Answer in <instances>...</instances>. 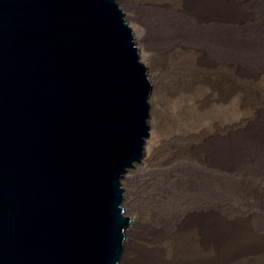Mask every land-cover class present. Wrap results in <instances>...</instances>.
Returning a JSON list of instances; mask_svg holds the SVG:
<instances>
[{
    "label": "water",
    "instance_id": "obj_1",
    "mask_svg": "<svg viewBox=\"0 0 264 264\" xmlns=\"http://www.w3.org/2000/svg\"><path fill=\"white\" fill-rule=\"evenodd\" d=\"M122 0H0V264H120L152 124Z\"/></svg>",
    "mask_w": 264,
    "mask_h": 264
},
{
    "label": "bare ground",
    "instance_id": "obj_2",
    "mask_svg": "<svg viewBox=\"0 0 264 264\" xmlns=\"http://www.w3.org/2000/svg\"><path fill=\"white\" fill-rule=\"evenodd\" d=\"M122 1L145 22L149 41L168 55L176 89L193 99L197 114L190 107L180 113L184 129L174 146L182 151H155L153 160L166 176L153 178L140 218L129 225L120 264H264V216L252 221L223 199L230 192L253 193L264 208V188L256 183L264 178V90L252 85L264 64V16L254 21L258 7L245 0ZM127 23L139 73L152 92ZM238 88L248 99L261 97L249 100L240 128L226 126L215 111ZM176 153L183 155L178 173L169 176L166 162ZM227 167L253 178L234 177Z\"/></svg>",
    "mask_w": 264,
    "mask_h": 264
},
{
    "label": "rangeland",
    "instance_id": "obj_3",
    "mask_svg": "<svg viewBox=\"0 0 264 264\" xmlns=\"http://www.w3.org/2000/svg\"><path fill=\"white\" fill-rule=\"evenodd\" d=\"M245 1L258 7V11L253 14L254 21L264 16V9H262L264 0ZM119 2L126 13L127 21L133 28L135 44L139 47L141 60L147 67V74L153 86L150 102L152 124L150 125V137L145 146L146 154L141 161L140 169L129 171L127 178L122 183L125 196L124 215L130 218V223H133L140 218L141 202L146 197V192L150 195L153 178L166 176L163 174L164 166L159 161L153 160L155 151H182L181 148L174 146V140L184 129L183 123L179 120L180 113H182L183 108L190 107L192 115L196 116L197 108L193 106V99L186 98L182 92H178L176 89L177 86L173 80V67L169 57L165 52L158 49L152 41H149L150 31L145 22L136 14L132 6L125 5L123 1ZM252 85L264 90V64L257 69ZM242 94L243 92L238 88L237 92L231 94L225 102L215 104V111L220 113L226 126L236 125L240 128L245 122L244 117L250 111L249 100L257 102L261 99V97L257 98L256 95L255 97L250 96L248 99ZM245 99H248L247 103H245ZM188 124L193 125V119L189 120ZM196 127H190L189 131L194 132ZM181 156L183 155L176 153L167 160V167L165 168L168 169L167 175L173 176L178 173L177 166ZM225 172L231 173L234 177L253 178L252 174H244L233 167H227ZM256 183L264 188V178L257 179ZM256 196L253 193L238 195L237 192H230L223 199L236 206L239 212L246 214L253 221L258 219L260 215L264 216V208L259 206ZM125 235L124 248L127 232Z\"/></svg>",
    "mask_w": 264,
    "mask_h": 264
}]
</instances>
